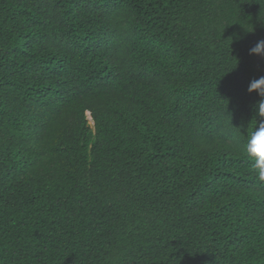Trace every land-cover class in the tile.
Instances as JSON below:
<instances>
[{
    "label": "trees",
    "instance_id": "1",
    "mask_svg": "<svg viewBox=\"0 0 264 264\" xmlns=\"http://www.w3.org/2000/svg\"><path fill=\"white\" fill-rule=\"evenodd\" d=\"M263 39L264 0H0V264H264Z\"/></svg>",
    "mask_w": 264,
    "mask_h": 264
},
{
    "label": "clouds",
    "instance_id": "2",
    "mask_svg": "<svg viewBox=\"0 0 264 264\" xmlns=\"http://www.w3.org/2000/svg\"><path fill=\"white\" fill-rule=\"evenodd\" d=\"M250 54H255L264 58V40L258 41L250 50ZM248 92H255L261 97L252 107L257 118L258 124L248 137L244 145V153L253 160V168L258 173V178L264 180V76L253 79L249 82Z\"/></svg>",
    "mask_w": 264,
    "mask_h": 264
},
{
    "label": "rangeland",
    "instance_id": "3",
    "mask_svg": "<svg viewBox=\"0 0 264 264\" xmlns=\"http://www.w3.org/2000/svg\"><path fill=\"white\" fill-rule=\"evenodd\" d=\"M254 67H255V70L259 76H264V58H261V57L256 55L255 59H254ZM89 116H90V114L88 113V119L90 121L91 117H89Z\"/></svg>",
    "mask_w": 264,
    "mask_h": 264
}]
</instances>
